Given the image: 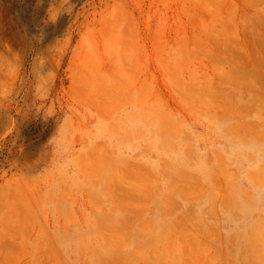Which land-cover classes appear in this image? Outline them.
Returning <instances> with one entry per match:
<instances>
[{"label": "rangeland", "instance_id": "374dc122", "mask_svg": "<svg viewBox=\"0 0 264 264\" xmlns=\"http://www.w3.org/2000/svg\"><path fill=\"white\" fill-rule=\"evenodd\" d=\"M10 56L0 264H264V0H0Z\"/></svg>", "mask_w": 264, "mask_h": 264}, {"label": "bare ground", "instance_id": "6f19581e", "mask_svg": "<svg viewBox=\"0 0 264 264\" xmlns=\"http://www.w3.org/2000/svg\"><path fill=\"white\" fill-rule=\"evenodd\" d=\"M220 3V2H219ZM228 27V26H227ZM225 30V29H224ZM221 33V32H220ZM228 34V33H227ZM221 35V34H220ZM227 40V39H226ZM226 45V44H225ZM12 64H13V59H11V56L10 57H7V58H1L0 59V80H3L6 76H7V70H9V72H10V70H11V67H12ZM23 64H24V59H22L21 60V62H20V69H22V66H23ZM242 71H244L243 69H241ZM253 71H256V70H253ZM252 71V72H253ZM250 72V71H249ZM22 73L23 72H21V73H19V75H18V77H19V82L17 83V86H16V91L15 92H20L21 90H22V87L23 86H26V83H25V77H24V75H22ZM254 73V75H256V76H258L256 79H258L259 78V75H257L256 74V72H253ZM239 74V73H238ZM235 75V74H234ZM236 76V75H235ZM252 76V74L250 75V78H252L251 77ZM35 77H36V73H35ZM253 77V78H254ZM234 78H236V77H234ZM239 78V77H238ZM253 78L251 79V81H254V80H256L255 78H254V80H253ZM232 79V78H231ZM242 80H244V79H242ZM27 81V80H26ZM245 82L247 81V78H246V80H244ZM244 81H242L243 83H244ZM257 81V80H256ZM236 82V81H235ZM241 82V83H242ZM258 82H259V80H258ZM243 83H242V85H243ZM248 82H246V83H244V85L245 84H247ZM25 84V85H24ZM249 84V83H248ZM254 84V83H253ZM252 84V85H253ZM23 85V86H22ZM246 86V85H245ZM244 87V86H243ZM247 87V86H246ZM248 88H249V85H248ZM252 90L251 91H253V87L251 86L250 87ZM258 88V87H257ZM263 88V87H262ZM260 88H258L257 89V91L256 90H254L255 92H259L258 90H259ZM264 89V88H263ZM254 91H253V93H254ZM260 91H263L262 89L260 90ZM13 92L14 91H12L10 94H9V98L12 96V94H13ZM255 94L254 93V95H257L259 98H261L259 95H260V93H258V94ZM264 92H262V94H263ZM257 96H255L256 98H258ZM216 97V96H215ZM263 97H264V94H263ZM262 97V99H260L259 100V98H258V100L259 101H261V102H263V98ZM12 98V97H11ZM217 98V97H216ZM221 101V100H220ZM9 105V104H8ZM224 105V104H223ZM222 105V106H223ZM252 177V180H253V182H255V184H261L263 187H264V168H260L259 170H257L254 174H253V176H251ZM132 182V181H131ZM137 183H139L138 181H137ZM131 184V183H130ZM138 189V188H137ZM154 256V255H153ZM148 261H151L152 262V260H149L148 259ZM146 262V261H145ZM146 264V263H145ZM147 264H150V262L149 263H147ZM152 264V263H151Z\"/></svg>", "mask_w": 264, "mask_h": 264}, {"label": "clouds", "instance_id": "9594fccd", "mask_svg": "<svg viewBox=\"0 0 264 264\" xmlns=\"http://www.w3.org/2000/svg\"><path fill=\"white\" fill-rule=\"evenodd\" d=\"M253 150L254 149L251 145H246L243 143H234L228 146V150L226 154L229 156V158L240 157L242 154L247 152H252ZM242 177H243V173H242ZM241 212L243 215L246 214L247 210L242 209ZM225 224L232 226H235L236 224L230 213H225Z\"/></svg>", "mask_w": 264, "mask_h": 264}]
</instances>
